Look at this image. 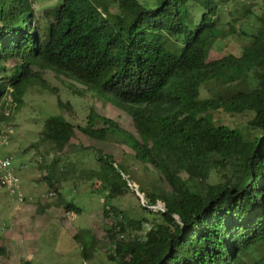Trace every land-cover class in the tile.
Here are the masks:
<instances>
[{"label":"trees","instance_id":"1","mask_svg":"<svg viewBox=\"0 0 264 264\" xmlns=\"http://www.w3.org/2000/svg\"><path fill=\"white\" fill-rule=\"evenodd\" d=\"M229 1L162 0L150 8L139 0H112L113 11L104 0H61L45 32L35 24L32 0H0V102L11 94L17 111L25 84L51 68L134 120L137 135L93 110L84 126L52 114L37 143L38 151L45 145L38 165L43 179L64 213L83 211L63 197L60 183L85 180L104 192V214L115 218L105 232L118 264H249L245 256L257 247L263 253L254 263L264 264V13L254 17L255 25L248 16L240 19L249 39L240 56L204 63L206 51L228 34L220 13ZM182 44L180 54L166 48ZM210 82L219 88L202 98ZM220 108L253 112L248 126L258 133L249 138L206 114ZM10 118L0 114V122ZM77 128L97 139L110 134L152 165L155 176L140 180V188L149 203L164 201L167 211L147 215L139 201V217H131L119 204L130 192L128 169L102 152L90 170H76L63 150ZM4 250L0 246V254Z\"/></svg>","mask_w":264,"mask_h":264},{"label":"rangeland","instance_id":"2","mask_svg":"<svg viewBox=\"0 0 264 264\" xmlns=\"http://www.w3.org/2000/svg\"><path fill=\"white\" fill-rule=\"evenodd\" d=\"M104 1L112 3V0ZM139 1L151 8L162 0ZM32 2L35 8V24L43 31L49 32L61 0H32ZM110 8L113 11L116 10L115 5L111 4ZM222 8L220 27L227 30L228 34L219 38L206 51L204 63H213L228 54L241 55L249 39L244 35L245 33H242L246 30V24H243L240 19L248 16V24L255 25L254 17L264 13V0H230ZM234 18H239L240 22L235 23ZM188 23L193 24L191 16L188 17ZM232 23L236 25L237 34H230ZM166 48L173 53L180 54L183 44L174 50L167 45ZM14 62L10 60L7 65L11 68ZM40 74L41 76L25 84L22 103L11 116L10 121L0 122V127L10 124L14 128L9 144L0 145V158L11 157V167L20 180V198H22L19 199V194L11 193L6 187L0 185V227L7 226L4 223L9 214L7 211H13L20 204H27L26 200L29 203L30 198L37 200L43 197L45 204L52 205L50 209L52 212L63 208L58 203L56 193L43 179V172L38 166L42 154L40 152L45 149V145H41L38 151L37 143L47 116L63 113L75 125L84 126L90 116V111L93 110L113 119L122 128L137 135L134 120L125 110L97 96L93 90L68 79L54 69L41 70ZM218 88L217 84L210 82L201 88L200 96L202 98L214 96ZM206 114L211 115L216 123L241 129L249 138L258 133L257 130L248 126V121L254 115L253 112L234 113L220 108ZM114 138L110 134L108 139L93 138L77 128L73 141L66 145L63 153L79 171H88L92 166L94 167L101 152L115 163L124 164L128 169V172L125 171V178L137 185L143 199L138 196L140 198L138 200L135 196L137 195L136 190L130 188V192L119 204L130 212L131 217L137 218L140 213L139 205L143 204V200L147 198L140 188V180H148L149 177H154L156 172L152 171V165H144L138 160L135 157V150L129 145L116 142ZM182 176L187 177V174L182 173ZM80 182V185L70 182L60 183L58 187L62 188L63 197L67 201H73L76 206L82 208L83 212L72 216L68 212H59L58 217H53L54 221L50 220L51 232H43L44 229L40 228L42 220L35 217L38 221L33 224L30 231L27 232L24 229L13 234L9 246L11 248L5 247L0 254V264H18L20 261L25 264H118L114 259L112 242L105 232V226L112 224L115 218L106 217L104 214L106 206L104 192L92 190L85 180H80ZM37 204V202L33 203V205ZM151 212L146 211L145 214H154ZM150 227V223L146 224L147 229ZM0 246L3 245L0 244ZM83 247H85V255L82 251ZM262 253V249L257 247L249 251L245 257L249 264H255V260Z\"/></svg>","mask_w":264,"mask_h":264},{"label":"built area","instance_id":"3","mask_svg":"<svg viewBox=\"0 0 264 264\" xmlns=\"http://www.w3.org/2000/svg\"><path fill=\"white\" fill-rule=\"evenodd\" d=\"M18 103L15 100V98L9 94L7 98L0 103V114H4L5 116H12L16 111ZM14 133V128L10 124H6L0 128V145H7L9 144L12 135ZM12 166V159L11 157H5L0 158V185L3 187H6L11 193L19 194V199L21 196L20 193V185H19V178L16 174L13 172ZM129 187L133 190H136L137 196H139L141 199H143V196L141 195V192L138 190L137 185L135 183H131L126 178ZM24 200V199H23ZM145 207H147L150 211L153 212H166L167 206L164 201L157 200L155 203H149L147 201V198L143 200V204ZM4 228V226H3ZM18 264H25V262L20 261Z\"/></svg>","mask_w":264,"mask_h":264},{"label":"crops","instance_id":"4","mask_svg":"<svg viewBox=\"0 0 264 264\" xmlns=\"http://www.w3.org/2000/svg\"><path fill=\"white\" fill-rule=\"evenodd\" d=\"M39 200L41 199L32 200L30 198L29 203L26 200L27 204H20L17 207H15L13 211H10V210L7 211L9 214L7 218L4 220V223L7 226L5 227L4 225H2V227H0L1 228L0 229V232H1L0 233V238H1L0 244H2L7 249L11 248L9 246L12 241L13 234L17 232H21L24 229H26L27 232L30 231V229H32L33 227V224L37 223L38 221L37 218L42 220L41 221L42 226H40V228L44 229L43 232H51L50 229L52 226H50L51 225L50 220L54 221L53 217L54 216L58 217V213L62 212V210L57 208L58 210L52 212L50 210L52 205L49 203L45 204L44 202L42 203L43 208L40 210L38 209V204L33 205V203L35 204V202H38Z\"/></svg>","mask_w":264,"mask_h":264}]
</instances>
